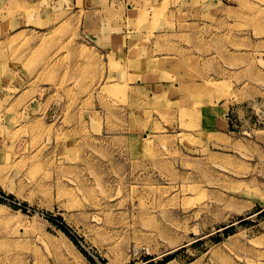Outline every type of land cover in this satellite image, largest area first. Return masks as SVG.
Wrapping results in <instances>:
<instances>
[{
  "label": "rangeland",
  "instance_id": "rangeland-1",
  "mask_svg": "<svg viewBox=\"0 0 264 264\" xmlns=\"http://www.w3.org/2000/svg\"><path fill=\"white\" fill-rule=\"evenodd\" d=\"M100 3L0 0V264H264V0Z\"/></svg>",
  "mask_w": 264,
  "mask_h": 264
},
{
  "label": "crops",
  "instance_id": "crops-1",
  "mask_svg": "<svg viewBox=\"0 0 264 264\" xmlns=\"http://www.w3.org/2000/svg\"><path fill=\"white\" fill-rule=\"evenodd\" d=\"M68 1H69V5L74 6V7L75 6H77V7L78 6H86L88 8H95L96 6H99V7H97V10L101 9L104 5V4L100 3L103 0H68ZM104 38H106V41L107 40L109 41L111 39V38H109L108 35H107V37H104ZM143 81H144V77L141 78V82H143Z\"/></svg>",
  "mask_w": 264,
  "mask_h": 264
},
{
  "label": "bare ground",
  "instance_id": "bare-ground-1",
  "mask_svg": "<svg viewBox=\"0 0 264 264\" xmlns=\"http://www.w3.org/2000/svg\"><path fill=\"white\" fill-rule=\"evenodd\" d=\"M115 88V87H114Z\"/></svg>",
  "mask_w": 264,
  "mask_h": 264
}]
</instances>
